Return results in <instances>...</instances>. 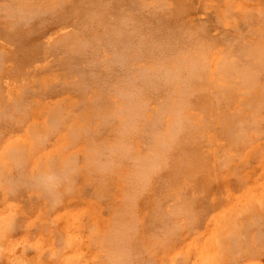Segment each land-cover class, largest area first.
Wrapping results in <instances>:
<instances>
[{
  "label": "rangeland",
  "instance_id": "obj_1",
  "mask_svg": "<svg viewBox=\"0 0 264 264\" xmlns=\"http://www.w3.org/2000/svg\"><path fill=\"white\" fill-rule=\"evenodd\" d=\"M160 2L0 0V264H264V0Z\"/></svg>",
  "mask_w": 264,
  "mask_h": 264
},
{
  "label": "bare ground",
  "instance_id": "obj_2",
  "mask_svg": "<svg viewBox=\"0 0 264 264\" xmlns=\"http://www.w3.org/2000/svg\"><path fill=\"white\" fill-rule=\"evenodd\" d=\"M101 1H102V0H101ZM129 1H131V0H129ZM154 1H155V3L157 2L158 4H159V2H160V0H159V1H158V0H157V1L154 0ZM166 1H167V0H166ZM23 2H24V1H23ZM152 2H153V1H152ZM91 3H92V2H91ZM100 3H101V2H100ZM106 3H109V2L106 1ZM130 3H131V2H130ZM160 3H161V4H160L161 7L163 6L162 8H164V2H163V4H162V2H160ZM167 3H168V2H167ZM142 4H143V6H144V7H143V11H144V9H145L147 6H145L146 3H145V5H144V3H142ZM158 4L156 5V7H157L156 9H157L158 11H161L162 14L165 13V11H163L162 8L160 7V5H158ZM65 5H66V4H65ZM104 5H105V4H104ZM107 5H109V4H106V6H107ZM131 5H132V4H131ZM11 6H12V4H11ZM59 6H60V4H59ZM63 6H64V5H63ZM63 6H61V7H63ZM111 6H112V5H111ZM141 6H142V5H140V7H141ZM154 6H155V5H154ZM167 6H169V5L167 4V5L165 6V7H166L165 9H167V11H168L169 9L167 8ZM103 7H104V6H103ZM103 7H102V8H103ZM107 7H108V6H107ZM148 7H149V6H148ZM159 7H160L161 10L159 9ZM12 8H13V7H12ZM69 8H70V7H69ZM69 8H68V9H69ZM138 8H139V7H138ZM141 8H142V7H141ZM152 8H153V6H152ZM229 8H230V6H229ZM231 8H232V7H231ZM57 9H58V8H57ZM61 9H62V8H61ZM64 9H65V7H64ZM147 9H148V8H147ZM154 9H155V8H154ZM154 9H153V10H154ZM62 10H63V9H62ZM62 10H61V11H62ZM69 10H70V9H69ZM112 10H113V9H112ZM134 10H137V8H135ZM151 10H152V9H151ZM170 10H171V9H170ZM227 10H230V9H227ZM231 10H232V9H231ZM104 11H105V10H104ZM128 11H129V10H127V11H125V12H128ZM137 11H138V10H137ZM143 11H142V9H141V12H143ZM158 11H157V12H158ZM25 12H26V11H25ZM49 12H50V11H49ZM51 12H52V11H51ZM67 12H68V11H67ZM122 12H123V11H122ZM129 12H130V14L133 13L132 11H129ZM131 12H132V13H131ZM244 12H245V11H244ZM23 13H24V12H23ZM23 13H22V14H23ZM27 13H28V12H27ZM41 13L44 14V12H42V11H41ZM57 13H59V12L57 11ZM68 13H69V12H68ZM105 13H106V12H105ZM134 13H135V12H134ZM139 13H140V11H139ZM145 13H146V12H145ZM150 13H151V12H150ZM170 13H171V11H170ZM28 14H29V13H28ZM35 14H36V17H37V14H38L37 11H36ZM91 14H92V13H91ZM135 14H136V13H135ZM155 14L157 15V13H155ZM227 14H228V12H227ZM227 14H226V16H227ZM229 14H230V13H229ZM254 14H255V16H257L256 13H254ZM257 14H258V13H257ZM17 15H18V14H17ZM25 15L28 16V17L26 18ZM25 15L23 16V19H26V20H28V18L32 20V18L35 17V16L33 15V17L30 18V15H27V14H25ZM46 15H47V13H46ZM51 15H52V14H51ZM67 15H68V14H67ZM122 15H123V13H122ZM125 15H126V14H125ZM140 15H141V14H140ZM152 15H154V12H153ZM212 15H213V14H212ZM215 15H216V13L214 14V16H215ZM218 15H219V14H218ZM231 15H232V14H231ZM231 15H228V17H230ZM235 15H236V14H235ZM237 15H238V13H237ZM239 15H240V14H239ZM239 15H238V16H239ZM260 15H261V14H260ZM31 16H32V15H31ZM40 16H41V15H40ZM42 16H43V15H42ZM53 16H54V15H53ZM85 16H88V15H85ZM119 16H120V15H119ZM126 16H127V15H126ZM133 16H134V15H133ZM148 16H150V15H148ZM160 16H161V15H160ZM167 16H168V15H167ZM223 16H224V15H223ZM232 16L234 17V14H233ZM240 16L242 17V15H240ZM252 16H253V14H252ZM261 16H262V15H261ZM92 17H93V16H92ZM92 17H91V18H92ZM128 17H129V16H128ZM135 17H136V16H135ZM224 17H225V16H224ZM262 17H263V16H262ZM54 18H55V17H54ZM123 18H124V16L122 17V19H119V18H116V19H117V20L119 19V20L123 23L122 20H128L130 17H129L128 19H126L127 17H125L124 19H123ZM144 18H145V16H144ZM144 18H143V19H144ZM147 18H148V17H147ZM147 18H145V21H146ZM218 18H220V17H218ZM33 19H34V18H33ZM61 19H62V18H61ZM131 19H132V18H131ZM135 19H136V18H135ZM141 19H142V17H141ZM214 19H216V18L214 17ZM231 19H232V18H231ZM233 19H235V18H233ZM239 19H240V18H239ZM255 19H256V18H255ZM258 19H259V18H258ZM258 19H256V20H258ZM20 20H21V19H20ZM26 20H25V21H26ZM56 20H57V19H56ZM94 20H95V18H94ZM160 20H161V19H160ZM240 20H241V19H240ZM252 20H253V18L251 19V21H252ZM259 20H261V19H259ZM259 20H258V21H259ZM21 21H23V20H21ZM28 21H30V20H28ZM28 21H27V23H28ZM48 21H51V20H48ZM132 21H133V20H132ZM132 21H131V23H132ZM139 21H140V20H139ZM151 21H152V20H151ZM204 21H205V20H204ZM207 21H208V19H207ZM207 21H205L204 23L206 24ZM242 21H243V20H242ZM242 21H241V22H242ZM245 21H246V20H245ZM251 21H250V22H251ZM31 22H33V20H32ZM31 22H30V23H31ZM121 22H120V23H121ZM126 22H127V21H126ZM126 22H124V23H126ZM129 22H130V21H129ZM133 22H134V21H133ZM135 22H136V20H135ZM137 22H138V21H137ZM147 22H148V21H147ZM158 22H160V21L158 20ZM241 22H240V23H241ZM248 22H249V21H247V23H248ZM253 22H254V20H253ZM253 22H252V23H253ZM16 23L18 24V21H17ZM16 23L14 24L15 26H17ZM21 23H22V22H21ZM21 23H20V24H21ZM44 23H45V22H44ZM105 23H106V22H105ZM122 23H121V24H122ZM124 23H123V25H124ZM127 23H128V22H127ZM145 23H146V22H145ZM202 23H203V22H202ZM247 23H246V24L244 23L245 26L247 25ZM252 23H249V24H252ZM254 23H255V22H254ZM35 24H36V23H35ZM138 24H139V23H138ZM146 24H147V23H146ZM161 24H162V23H160V25H161ZM164 24H165V23H164ZM249 24H248V25H249ZM259 24H260V23H259ZM18 25H19V24H18ZM26 25H27V24H26ZM92 25H93V24H92ZM130 25H131V24H130ZM135 25H137V24H135ZM147 25H149V24H147ZM152 25H153V24H152ZM160 25H159V27H160ZM182 25H183V24H182ZM217 25H218V24H217ZM260 25H261V24H260ZM263 25H264V24H263ZM40 26H42V25L40 24ZM40 26H39V27H40ZM121 26H122V25H121ZM121 26H120V27H121ZM124 26H126V24H125ZM198 26H199V25H198ZM261 26H262V25H261ZM261 26H260V27H261ZM127 27H128V26H127ZM132 27H133V26H132ZM141 27H143V26H141ZM157 27H158V26H157ZM195 27H196V26H195ZM203 27H204V26H203ZM203 27H201L202 30H203ZM237 27H238V26H237ZM263 27H264V26H263ZM263 27H261V29H262ZM16 28H17V27H16ZM138 28H139V27H138ZM209 28H210V27H209ZM246 28H247V27H246ZM250 28H251V27H250ZM250 28H248V29H250ZM36 29H37V28H36ZM188 29H189V28H188ZM188 29H187V31H188ZM253 29H254V28H253ZM261 29H260V31H261ZM125 30H126V29H125ZM128 30H129V28H128ZM159 30H160V29H159ZM191 30H192V29H191ZM191 30H190V31H191ZM202 30H201V31H202ZM130 31H132V30H130ZM135 31H136V30H135ZM163 31H164V30H163ZM180 31H181V30H180ZM190 31H189V32H190ZM203 31H204V30H203ZM238 31H239V30H238ZM262 31H264V29H262ZM262 31H261L260 34H262ZM139 32H140V31H139ZM234 32H235V31H234ZM255 32H256V31H255ZM130 33H131V32H130ZM144 33H145V32H144ZM149 33H150V31H149ZM168 33H169V32H168ZM174 33H175V32H174ZM183 33H184V31L182 32V34H183ZM187 33H188V32H187ZM193 33H194V32H193ZM195 33H196V31H195ZM202 33H203V32H202ZM26 34H27V33H26ZM30 34H31V33H30ZM125 34H126V33H125ZM132 34H133V33H132ZM135 34H136V33H135ZM156 34H157V33H156ZM172 34H173V33H172ZM203 34H204V33H203ZM244 34H245V33H244ZM121 35H122V34L120 33L119 36H121ZM133 35H134V34H133ZM138 35H139V33H138ZM154 35H155V34H153V37H154ZM164 35H165V34H164ZM174 35H175V34H174ZM184 35H185V34H184ZM187 35H189V34H187ZM192 35H193V34H192ZM262 35H263V34H262ZM262 35H261V36H262ZM24 36H25V35H24ZM122 36H123L124 39H125V38L127 39V36L125 37L124 34H123ZM135 36H136V35H135ZM144 36H145V35H144ZM241 36H242V35H241ZM258 36H259V34H258ZM261 36H259V38H260ZM66 37H67V36H66ZM68 37H69V36H68ZM115 37H116V36H115ZM165 37H168V36H165ZM179 37H180V36H179ZM183 37H184V36H183ZM186 37H187V36H185V38H186ZM191 37H192V36H191ZM194 37H195V34H194ZM218 37H219V36H218ZM242 37H243V36H242ZM242 37H241V38H242ZM256 37H257V36H256ZM22 38H23V37H22ZM24 38H25V37H24ZM139 38H140V37H139ZM156 38H157V37H156ZM156 38H154V39L156 40ZM168 38H169V37H168ZM172 38L174 39V36H173ZM175 38H176V37H175ZM200 38H201V37H200ZM224 38H225V37H224ZM94 39H95V38H94ZM108 39H109V38H108ZM113 39H114V38H113ZM124 39H123V40H124ZM137 39H138V38H137ZM159 39H160V37H159ZM159 39H158V40H159ZM177 39H178V38H177ZM197 39H198V38H197ZM205 39H206V38H205ZM238 39H239V38H238ZM244 39H245V38H244ZM74 40H75V39H74ZM77 40H78V39H77ZM109 40H111V39H109ZM130 40H132L131 37H130ZM138 40H139V39H138ZM158 40H157V41H158ZM186 40H187V39H186ZM195 40H196V39H195ZM195 40H194V41H195ZM199 40H201V39H199ZM239 40H240V39H239ZM59 41H60V39L58 40V42H59ZM80 41H81V40H80ZM85 41H87V40L85 39ZM113 41H114V40H113ZM113 41H111V42H113ZM128 41H129V38H128ZM140 41H141V38H140ZM160 41H161V40H160ZM176 41H177V40H176ZM183 41H184V40H183ZM192 41H193V40H192ZM201 41H202V40H201ZM235 41H236V40H235ZM241 41H242V39H241ZM121 42H122V41H121ZM123 42H124V41H123ZM136 42H137V41H136ZM136 42H135V43H136ZM180 42H181V41H180ZM196 42H197V41H196ZM202 42H203V41H202ZM206 42H207V40H206ZM236 42H238V41H236ZM67 43H68V42H67ZM87 43H88V42H87ZM89 43H90V42H89ZM138 43H139V42H138ZM163 43H164V42H163ZM209 43H210V42H209ZM226 43H227V42H226ZM61 44H62V42H61ZM64 44H65V43H64ZM75 44H76V46H77V44H80V45H81V43H78L77 41H76ZM82 44H84V43L82 42ZM127 44H128V43H127ZM139 44H140V43H139ZM155 44H156V43H155ZM161 44H162V43H161ZM179 44H180V43H179ZM193 44H194V42H193ZM193 44H192V45H193ZM199 44H200V41H199ZM207 44H208V43H206V45H207ZM59 45H60V44H59ZM123 45H124V44H123ZM130 45H131V44H130ZM167 45H168V44H167ZM188 45H189V44H188ZM232 45H234V44H232ZM255 45H256V44H255ZM255 45H253V49H255V51H256L257 49L254 48ZM82 46H85V45H82ZM133 46H134V45H133ZM165 46H166V45H165ZM174 46H175V44H174ZM177 46H178V45H177ZM193 46H194V45H193ZM201 46H202V45H201ZM210 46H211V45H210ZM78 47H81V46H78ZM78 47H77V48H78ZM85 47H86V46H85ZM123 47H124V46H123ZM155 47H156V46H155ZM168 47H170V46H168ZM183 47H184V46H183ZM195 47H196V46H195ZM238 47H239V46H238ZM245 47H246V46H245ZM247 47L249 48L250 45H248ZM77 48H76V49H77ZM127 48H128V47H127ZM163 48H164V46H163ZM172 48H173V46H172ZM172 48H170V49H172ZM204 48H205V47H204ZM230 48H231V47H230ZM230 48H229V49H230ZM241 48H242V47H241ZM248 48H247V49H248ZM259 48H261V47L259 46ZM259 48H258V49H259ZM262 48H263V47H262ZM57 49H58V48H57ZM61 49H62V47H61ZM65 49H67V48H65ZM137 49H138V47H137ZM153 49H154V48H153ZM153 49H152V51H153ZM167 49H168V48H167ZM194 49H195V48H194ZM197 49H198V46H197ZM197 49H196V50H197ZM206 49H207V47H206ZM208 49H209V48H208ZM221 49H222V48H221ZM235 49H236V48H235ZM251 49H252V48H251ZM73 50H74V49H73ZM88 50H90V49H88ZM125 50H126V49H125ZM154 50H155V49H154ZM164 50H166V48H165ZM168 50H169V49H168ZM175 50H176V49H174V51H175ZM181 50H183V49H181ZM196 50H195V51H196ZM210 50H211V48L209 49V51H210ZM242 50H243V49H242ZM122 51H123V49H122ZM126 51H127V50H126ZM137 51H138V50H137ZM188 51H189V49H188ZM195 51H194V52H195ZM198 51H200V50H198ZM221 51H222V50H221ZM245 51H246V50H245ZM248 51H250V50H248ZM258 51H259V53L262 52V51H260V49H259ZM58 52H59V50H58ZM66 52H67V51H66ZM78 52H79V50H78ZM81 52H82V51H81ZM139 52H140V51H139ZM143 52H145V51L143 50ZM147 52H148V51H147ZM156 52H157V49H156ZM196 52H197V51H196ZM203 52H204V51H203ZM232 52H233V51H232ZM251 52H253V51H251ZM87 53H88V52H87ZM89 53H90V52H89ZM116 53H117V52H116ZM127 53H128V51H127ZM130 53H131V52H130ZM135 53H136V52H135ZM135 53H134V54H135ZM148 53H149V52H148ZM148 53H146V54H148ZM160 53H161V51H160ZM163 53H164V52H163ZM165 53H166V52H165ZM205 53H206V52H205ZM208 53H209V52H208ZM227 53H228V52H227ZM229 53H230V52H229ZM236 53H237V52H236ZM249 53H250V52H249ZM259 53H257V51H256V52L254 53V54H256V55H254V56H253V53L250 54V55L253 56V57L251 56V57H252L251 59L253 60V58H254L255 56L258 57V54H259ZM66 54H67V53H66ZM66 54H65V55H66ZM69 54H71V52H70ZM74 54H75V53H74ZM74 54H72V55H74ZM82 54H83V53H82ZM84 54H85V53H84ZM114 54H115V53H114ZM120 54H121V53H120ZM149 54H150V53H149ZM152 54H154V53H152ZM156 54H159V53H156ZM166 54H167V53H166ZM173 54H174V53H173ZM232 54H233V53H232ZM237 54H238V53H237ZM241 54H242V52L240 53V56H241ZM244 54H245V53H244ZM261 54H262L263 57H264V54H263V53H261ZM75 55H76V54H75ZM117 55H118V56H117ZM117 55L115 56L116 59L114 58L117 62H120V63H121V62L124 61L125 63H128V62H126V59L124 60V59L122 58V54H121V55L117 54ZM136 55H140V54L138 53V54H136ZM143 55H144V54H143ZM159 55H160V54H159ZM162 55L164 56V54H162ZM167 55H168V54H167ZM189 55H190V54H189ZM191 55H192V54H191ZM226 55H227V54H226ZM233 55H234V54H233ZM88 56H89V55H88ZM123 56H124V55H123ZM170 56H172V54H171ZM242 56H243V55H242ZM246 56H247V54H246ZM259 56H260V55H259ZM66 57H67V56H66ZM68 57H69V56H68ZM91 57H92V56H90V59H91ZM124 57H125V56H124ZM146 57H147V56H146ZM159 57H160V56H159ZM188 57H189V56H188ZM190 57H191V56H190ZM190 57H189V58H190ZM217 57H218V56H217ZM231 57H232V56H231ZM233 57H234V56H233ZM257 57H256V60H255V58H254V60L258 62V60H257L258 58H257ZM263 57H262V58H263ZM70 58H71V56H70ZM73 58H74V57H73ZM73 58H72V59H73ZM87 58H88V57H87ZM87 58H86V59H87ZM125 58H128V57H125ZM140 58H141V57H140ZM140 58H139V60H140ZM165 58H166V57H165ZM176 58H177V57H176ZM176 58H175V59H176ZM248 58H250V57H248ZM248 58L246 57L245 59H248ZM259 58L262 59L261 57H259ZM68 59H69V58H68ZM72 59H71V61H72ZM74 59H75V58H74ZM93 59H95V58L93 57ZM96 59H97V58H96ZM141 59H142V58H141ZM203 59H204V58H203ZM238 59H239V58H238ZM240 59H241V57H240ZM243 59H244V58H243ZM110 60H111V59H110ZM142 60H143V59H142ZM157 60H159V58H157ZM157 60H156V61H157ZM160 60H161V59H160ZM162 60H164V58H163ZM179 60H180V59H179ZM184 60H185V59H184ZM184 60H183V61H184ZM221 60H223V59H220L219 61H221ZM233 60H234V59H233ZM235 60H237V59H235ZM263 60H264V59H263ZM263 60L260 61V62H264ZM67 61H68V60H66L65 63H66ZM71 61H69V62H71ZM86 61H89V60H86ZM93 61H94V60H93ZM128 61H129V60H128ZM156 61H155V62H156ZM167 61H168V59H167ZM170 61H171V60H170ZM172 61H173V60H172ZM176 61H177V59H176ZM181 61H182V60H181ZM183 61H182V62H183ZM185 61H189V59H188V60H185ZM194 61H195V60H194ZM194 61H193V63H194ZM225 61H226V59H225ZM228 61H230V60H228ZM228 61H227V62H228ZM231 61H232V58H231ZM241 61H242V60H241ZM110 62H111V61H110ZM155 62H154V63H155ZM174 62H175V61H174ZM177 62H178V61H177ZM177 62H175V63H177ZM203 62H204V60H203ZM232 62H234V61H232ZM232 62H230V63H232ZM238 62H239V61H238ZM243 62H244V61H243ZM243 62H242V63H243ZM245 62H246V61H245ZM249 62H250V61H249ZM98 63H99V62H98ZM103 63H104V62H103ZM163 63H164V62H163ZM166 63H168V62H166ZM197 63H198V62H197ZM228 63H229V62H228ZM239 63H240V62H239ZM242 63H241V64H242ZM254 63H255V62H254ZM258 63H259V62H258ZM60 64H61V63H60ZM63 64H64V62H63ZM71 64H72V63H71ZM93 64H94V63H92V64H90V65H91V66H94ZM121 64H122V63H121ZM161 64H162V63H161ZM169 64H170V63H169ZM179 64H180V63H179ZM226 64H227V63H226ZM69 65H70V64H69ZM77 65H78V64H77ZM154 65H155V64H154ZM167 65H168V64H167ZM176 65H177V64H176ZM181 65H182V64H181ZM187 65H188V64H187ZM197 65H198V64H197ZM221 65H222V64H221ZM243 65H244V64H243ZM72 66H73V65H72ZM88 66H89V65H88ZM95 66H96V65H95ZM192 66H193V65H192ZM223 66L225 67V63H224ZM245 66H246V65H245ZM62 67H63V66H62ZM78 67H81V66H80V65L77 66L76 69H77ZM112 67H113V66H112ZM120 67H122V66L120 65ZM124 67H125V66H124ZM124 67H123V68H124ZM127 67H128V65H127ZM127 67H126V68H127ZM134 67H136V66L134 65ZM140 67H141V66H140ZM226 67H227V66H226ZM247 67H248V66H247ZM257 67H259V66H257ZM74 68H75V67H74ZM117 68H118V67H117ZM130 68H131V67H130ZM130 68H128V69H130ZM137 68H138V67H137ZM147 68H148V67H147ZM166 68H167V67H166ZM170 68H173V67L171 66ZM170 68H169V69H170ZM190 68H191V66H190ZM193 68H194V67H193ZM199 68H200V67H199ZM202 68H203V67H202ZM59 69H60V68H59ZM67 69H68V68H67ZM72 69H73V68H72ZM72 69H71V70H72ZM88 69H90V66H89ZM132 69H133V71L135 70L134 68H132ZM143 69H144V67H143ZM156 69H157V68H156ZM200 69H201V68H200ZM205 69H206V68H205ZM222 69H224V68H222ZM233 69H234V68H233ZM247 69H248V68H247ZM257 69H259V68H257ZM78 70H79V69H78ZM90 70H91V69H90ZM140 70H142V69L140 68ZM145 70H146V69H145ZM145 70H144V71H145ZM150 70H151V69H150ZM154 70H155V69H154ZM157 70H158V69H157ZM175 70H176V69H175ZM178 70H179V69H177V73H178ZM196 70H197V69H196ZM230 70H231V69H230ZM241 70H242V69H241ZM69 71H70V70H69ZM121 71H122V69H121ZM123 71H124V70H123ZM123 71H122V72H123ZM144 71H143V72H144ZM147 71H148V70H147ZM155 71H156V70H155ZM155 71H154V72H155ZM167 71H168V69H167ZM180 71H181V69H180ZM252 71H254V69H253ZM78 72H80V71H78ZM92 72L94 73V71H92ZM111 72H112V71H111ZM115 72H116V71H115ZM122 72H121V73H122ZM131 72H132V71H131ZM136 72H137V71H136ZM136 72H135V73H136ZM139 72H140V71H139ZM141 72H142V71H141ZM183 72H184V71H183ZM183 72H181V74H183ZM201 72H202V71H201ZM243 72H244V71H243ZM73 73H74V72H73ZM80 73H82V72H80ZM80 73H79V74H80ZM88 73H89V72H88ZM119 73H120V72H119ZM145 73H147V72H145ZM148 73H150V72H148ZM152 73H153V72H152ZM152 73H150V74H152ZM175 73H176V71H175ZM186 73H187V72H186ZM194 73H195V72H194ZM249 73H250V72H249ZM254 73H255V72H254ZM260 73H261V72H260ZM82 74L84 75V73H82ZM90 74H91V72H90ZM90 74H89V75H90ZM132 74H133V73H132ZM137 74H138V73H137ZM167 74H168V73H167ZM181 74H180V75H181ZM197 74H198V73H197ZM222 74H223V73H222ZM222 74H221V75H222ZM227 74H229V73H227ZM232 74H233V73H232ZM244 74H245V73H244ZM255 74H256V73H255ZM94 75H95V73H94ZM133 75H134V77L136 76L135 74H133ZM170 75H171V73H170ZM172 75H173V73H172ZM175 75H176V74H175ZM180 75H177V76L180 77ZM200 75H201V74H200ZM238 75H239V74H238ZM251 75H252V74H251ZM258 75H259V74H258ZM92 76H93V74H92ZM110 76H111V75H110ZM131 76H132V75H131ZM137 76H138V75H137ZM140 76H141V73H140ZM146 76H147V75H145V77H146ZM150 76H151V75H150ZM152 76H153V75H152ZM255 76H256V75H255ZM259 76H260V75H259ZM77 77H78V76H77ZM85 77H86V76H84V78H85ZM103 77H104V76H103ZM138 77H139V76H138ZM143 77H144V76H143ZM167 77H169V75H168ZM167 77H164V78H167ZM172 77H176V76H172ZM172 77H169L168 79H170V78H172ZM178 77H177V78H178ZM197 77H198V76H196V78H197ZM225 77H226V74H225ZM233 77H235V76H233ZM253 77H254V75H253ZM253 77H252V79L249 78L250 81H251V80L254 81V80H253ZM94 78H95V76H94ZM108 78H109V77H108ZM132 78H133V77H131V79H132ZM140 78H142V77H140ZM149 78H150V77H149ZM149 78H148V79H149ZM152 78H153V77H152ZM180 78H181V77H180ZM194 78H195V77H194ZM198 78H199V77H198ZM203 78H204V77H203ZM218 78H219V77H218ZM227 78H228V77H227ZM238 78H239V77H238ZM256 78H257V77H256ZM122 79H123V78H122ZM148 79H147V80H148ZM172 79H173V78H172ZM172 79H170V80H172ZM185 79L187 80L186 77H185ZM188 79H189V78H188ZM201 79H202V78H201ZM220 79H222V78H220ZM230 79H231V78H230ZM242 79H243V78H242ZM83 80H84V79H83ZM97 80H98V79H97ZM108 80H110V79H108ZM108 80H107V81H108ZM144 80H146V79H144ZM149 80H150V79H149ZM175 80H176V78H175ZM183 80H184V77H183ZM183 80H182V81H183ZM186 80H184L183 82L185 83ZM190 80H193V79H190ZM225 80H226V79H225ZM227 80H228V79H227ZM255 80H256V79H255ZM121 81H122V80H121ZM123 81H124V80H123ZM127 81H129V79H127ZM137 81H138V79H137ZM137 81H136V79H135V82H137ZM176 81H177V80H176ZM222 81H223V80H222ZM233 81H234V80H233ZM233 81H232V82H233ZM83 82H84V81H83ZM130 82H132V81H130ZM148 82H149V81H148ZM158 82H159V81H158ZM161 82H162V81H161ZM165 82H166V81H165ZM167 82H169V81H167ZM177 82H178V81H177ZM179 82H180V81H179ZM193 82L195 83L194 80H193ZM248 82H249V81H248ZM89 83H91V82H89ZM101 83H103V81H102ZM126 83H128V82H126ZM145 83H146V81H145ZM191 83H192V82H191ZM230 83H231V82H230ZM230 83H229V84H230ZM246 83H247V82H246ZM253 83H254V82H253ZM253 83H252V84H253ZM91 84H92V83H91ZM98 84H99V83H98ZM98 84H96V85H98ZM120 84L122 85V83H120ZM123 84H124V83H123ZM135 84H136V83H135ZM157 84H158V83H157ZM160 84H161V83H160ZM198 84H199V82H198ZM200 84H201V82H200ZM205 84H206V82H205ZM252 84H251V85H252ZM259 84H261V83L259 82ZM85 85H86V83H85ZM106 85H108V82H107ZM136 85H137V84H136ZM163 85H164V84H163ZM163 85H162V86H163ZM165 85H167V84H165ZM173 85H174V84H173ZM182 85H183V84H181V86H182ZM193 85H195V84H193ZM244 85H245V83H244ZM255 85H256V84H255ZM98 86H99V85H98ZM103 86H104V85H103ZM124 86H125V85H124ZM127 86H129V83H128ZM127 86H125V87H127ZM132 86H133V85H132ZM138 86H139V85H138ZM159 86H161V85H158V87H159ZM162 86H161V87H162ZM197 86H198V85H197ZM231 86H232V85H231ZM236 86H237V85H236ZM247 86H248V85H247ZM253 86H254V85H253ZM263 86H264V85H262V88H264ZM85 87H87V86H85ZM88 87H89V86H88ZM90 87H91V86H90ZM92 87H94V86H92ZM92 87H91V88H92ZM101 87H102V85H101ZM107 87H108V86H107ZM107 87H106V88H107ZM121 87H122V86H121ZM198 87L200 88V86H198ZM201 87H202V86H201ZM226 87H227V86H226ZM254 87H255V86H254ZM103 88H104V87H103ZM106 88H105V89H106ZM130 88H131V86H130ZM133 88H134V87H133ZM136 88H137V86H136ZM138 88H139V87H138ZM205 88H206V87H205ZM235 88H236V87H235ZM238 88H239V87H238ZM249 88H250V87H249ZM100 89H101V88H100ZM125 89H126V88H124V90H125ZM134 89H135V88H134ZM134 89H131V90H134ZM162 89H163V88H161L160 90H162ZM164 89H166V88H164ZM192 89H193V88H192ZM195 89H196V88H195ZM223 89H225V88L223 87ZM227 89H229V88L227 87L226 90H227ZM102 90H103V89H102ZM121 90H122V89H121ZM136 90H137V89H136ZM200 90H201V89H200ZM203 90H204V88H203ZM230 90H231V89H229V91H230ZM247 90H248V89H247ZM251 90H252V89H251ZM256 90H257V89H256ZM262 90H264V89H262ZM145 91H148V89L145 90ZM158 91H159V90H158ZM163 91H164V90H163ZM201 91H202V90H201ZM232 91H233V90H232ZM232 91H231V93H233ZM134 92H135V91H134ZM159 92H160V91H159ZM194 92H195V91H194ZM196 92H197V91H196ZM248 92H249V91H248ZM103 93H104V91L102 92V94H103ZM121 93H122V91H121ZM136 93H137V91H136ZM174 93H175V92H174ZM190 93H192V92H190ZM197 93H198V92H197ZM197 93H196V94H197ZM199 93H201V92H199ZM223 93H224V92H223ZM243 93H244V92H243ZM245 93H246V92H245ZM249 93H250V92H249ZM263 93H264V92H263ZM122 94H124V92H123ZM130 94H133V93H130ZM130 94H129V95H130ZM145 94H147V93H145ZM148 94H149V93H148ZM148 94H147V95H148ZM172 94H173V93H172ZM181 94H184V93H181ZM181 94H180V95H181ZM196 94H195V95H196ZM202 94H203V93H202ZM236 94H237V93H236ZM106 95H107V94H105V96H106ZM120 95H121V94H120ZM126 95H127V93H126ZM133 95H134V94H133ZM143 95H144V93H143ZM147 95H146V98H147ZM225 95H226V94H225ZM131 96H132V95H131ZM135 96H138V95L135 94ZM140 96H142V94H141ZM140 96H139V99H140ZM151 96H152V95H151ZM188 96H189V94H188ZM96 97H97V96H96ZM120 97H121V96H120ZM122 97H123V96H122ZM172 97H173V96H172ZM189 97H190V96H189ZM126 98H128V97H126ZM130 98H131V97H130ZM132 98H133V97H132ZM142 98H143V97H142ZM144 98H145V97H144ZM176 98H177V97H176ZM178 98H179V97H178ZM178 98H177V99H178ZM187 98H188V97H187ZM192 98H194V95H193ZM223 98H224V97H223ZM106 99H107V98H106ZM120 99H121V98H120ZM123 99H124V98H123ZM225 99H226V96H225ZM131 100H134V98L131 99ZM148 100H150V99H148ZM179 100H180V99H179ZM223 100H224V99H223ZM226 100H227V99H226ZM121 101H122V100H121ZM141 101H142V99H141ZM227 101H228V100H227ZM105 102H106V101H105ZM129 102H131V101L129 100ZM183 102H184V101H183ZM187 102H188V101H187ZM262 102H263V100H262ZM19 103H20V102H19ZM122 103H124V102H122ZM126 103H128V102L126 101ZM145 103H146V102H145ZM185 103H186V102H185ZM94 104H95V103H94ZM140 104H141V102H140ZM142 104H143V103H142ZM175 104H176V103H175ZM186 104H187V103H186ZM263 104H264V103H263ZM263 104H262V105H263ZM123 105H125V103H124ZM131 105H132V104H131ZM188 105H189V104H188ZM127 106H128V105H127ZM136 106H137V103H136ZM141 106H142V105H141ZM125 107H126V106H125ZM130 107H131V106H130ZM142 107L144 108V106H142ZM179 107H180V106H179ZM183 107H185V106H183ZM183 107H182V108H183ZM258 107H259V106H258ZM126 108H127V107H126ZM139 108H140V106H139ZM143 108H142V109H143ZM176 108H177V109H176ZM176 108H175V109L178 111V107H176ZM180 108H181V107H180ZM180 108H179V111H180ZM262 108H263V107H262ZM14 109H15V108H14ZM18 109H19V108H18ZM136 109H137V108H136ZM173 109H174V108H173ZM183 109H184V108H183ZM260 109H261V106H260ZM16 110H17V109H16ZM91 110H92V109H91ZM125 110H126V109H123V112H124ZM137 110H138V109H137ZM256 110H259V109L256 108ZM102 111H103V110H102ZM130 111H131V110H130ZM171 111H172V110H171ZM184 111H185V110H184ZM98 112H99V111H98ZM123 112H122V113H123ZM127 112H128V111H127ZM127 112H125V113L127 114ZM135 112H136V110H135ZM140 112H141V111H140ZM140 112H139V113H140ZM143 112H144V110H143ZM180 112H181V111H180ZM182 112H183V110H182ZM182 112H181V113H182ZM96 113H97V112H96ZM136 113H137V112H136ZM181 113H180V114H181ZM254 113H255V112H254ZM260 113H261V112H260ZM130 114L133 115V113H130ZM141 114H142V113H141ZM176 114H177V113H176ZM136 115H137V114H136ZM58 116H59V115H58ZM58 116H57V117H58ZM133 116H134V115H133ZM258 116H259V115H258ZM262 116H263V115H262ZM122 117H123V115H122ZM135 117H136V116H135ZM137 117H138V116H137ZM132 118H133V117H132ZM160 118H161V117H160ZM173 118H174V117H173ZM122 119H123V118H122ZM133 119H134V118H133ZM140 119H141V118H140ZM155 119H156V118H155ZM157 119H158V118H157ZM176 119H177V118H176ZM179 119H180V118H179ZM181 119H182V118H181ZM253 119H254V118H253ZM57 120H58V119H57ZM108 120H109V119H108ZM126 120H127V119H126ZM126 120L124 119V123L127 122ZM173 120H175V119H173ZM263 120H264V119H263ZM64 121H65V120H63V122H64ZM105 121H107V120H105ZM125 121H126V122H125ZM132 121H133V120H132ZM154 121H155V120H154ZM176 121H180V120H176ZM176 121H173V122H176ZM256 121H257V120H256ZM56 122H57V121H56ZM56 122L53 123V125H54V124L56 125ZM59 122H61V120H60V121L58 120V123H59ZM63 122H62V123H63ZM107 122H108V121H107ZM129 122H130V121H129ZM135 122H136V121H135ZM137 122H138V121H137ZM180 122H182V121H180ZM253 122L255 123V121H253ZM258 122H259V121H258ZM258 122H257V124H258ZM263 122H264V121H263ZM58 123H57V124H58ZM138 123H139V122H138ZM178 123H179V122H178ZM178 123H176L177 127H175V128H178V127H179V126H178ZM59 124H60V123H59ZM59 124H58V127H59ZM128 124H132V123H128ZM134 124H135V123H134ZM136 124H137V123H136ZM173 124H174V123H173ZM173 124H172V126H173ZM252 124H253V123H252ZM252 124H250V125L252 126ZM255 124H256V123H255ZM51 125H52V123H51ZM103 125H104V124H103ZM122 125H123V124H122ZM122 125H121V127H122ZM124 125H125V124H124ZM239 125H240V124H239ZM135 126H136V125H135ZM174 126H175V125H174ZM58 127H57V128H58ZM101 127H102V126H101ZM101 127H100V129H101ZM104 127H105V126H104ZM106 127H107V126H106ZM238 127H239V126H238ZM52 128H53V127H52ZM54 128H55V127H54ZM126 128H127V127H126ZM126 128H125V129H126ZM257 128H258V127H257ZM263 128H264V127H263ZM263 128H262V129H263ZM104 129H105V128H104ZM119 129H120V127H119ZM125 129H124V131H125ZM127 129H128V128H127ZM134 129H135V127H134L133 130H132L133 132H134ZM151 129H153V128H151ZM254 129H255V128H254ZM262 129H261V130H262ZM106 130H107V129H106ZM171 130H172V129H171ZM237 130H238V132H239V130H240L239 134L243 131L242 128H241V129L238 128ZM241 130H242V131H241ZM101 131H103V130L101 129L100 132H101ZM129 131H130V129H129L127 132H129ZM149 131H150V130H149ZM173 131L176 132V129H174ZM103 132H105V131H103ZM103 132H102V133H103ZM121 132H122V131H121ZM168 132H169V131H168ZM177 132H178V131H177ZM246 132H247V131H246ZM98 133H99V132H98ZM117 133H118V132H117ZM117 133H115V135H116ZM119 133H120V132H119ZM104 134H105V133H104ZM106 134H107V133H106ZM124 134H125V133H123L122 135L124 136ZM126 134H128V133H126ZM147 134H148V133H147ZM242 134H245L244 131H243ZM242 134H240V135H242ZM262 134L264 135V133H262ZM117 135H118V134H117ZM151 135H152V134H151ZM175 135H176V134H175ZM256 135H257V134H256ZM96 136H97V135H96ZM96 136H95V137H96ZM108 136H109V135H108ZM112 136H114V135H112ZM162 136H163V135H162ZM162 136H161V137H162ZM242 136H243V135H242ZM120 137H121V136H120ZM154 137H155V136H154ZM159 137H160V135H159ZM159 137H158V138H159ZM234 137H235V136H234ZM234 137H233V139L236 140V138H237L238 136L235 137V138H234ZM263 137H264V136H263ZM87 138H88V137H87ZM91 138H92V137H91ZM121 138H122V137H121ZM175 138H176V137H175ZM247 138H248V140H249V137H247ZM151 139H152V138H151ZM156 139H157V138H156ZM164 139H165V138H164ZM238 139H239V138H237V140H238ZM253 139H256V138H253ZM94 140L101 141L102 139H101V140H99V139H94ZM123 140H124V138H123ZM237 140H236V141H237ZM239 140H240V139H239ZM239 140H238V141H239ZM244 140H245V139H244ZM248 140H247V141H248ZM152 141H154V140H152ZM161 141H163V140H161ZM94 142H95V141H94ZM159 142H160V141H159ZM163 142H164V141H163ZM232 142L234 143L235 141L232 140ZM250 142H251V141H250ZM250 142H249V144H250ZM153 143H154V142H153ZM251 143H252V142H251ZM148 144H149V143H148ZM243 144H245V143H243ZM163 145H165V144H163ZM99 146H100V144H99ZM239 146H243V145H239ZM244 146H245V145H244ZM244 146H243V147H244ZM91 147H93V145H92ZM151 147H152V146H151ZM159 147H160V146H159ZM263 147H264V146H263ZM147 148H148V147H147ZM224 148H225V147H224ZM93 149H94V148H93ZM93 149L91 148V151H92V152H95ZM97 149H98V148H97ZM242 149H243V148H242ZM242 149H241V150H242ZM238 150H240V149H238ZM156 151H157V150H156ZM237 152L239 153V151H237ZM95 153H96V152H95ZM241 153H242V152H241ZM98 154H99V153H98ZM221 154H222V153H221ZM92 155H93V154H92ZM96 155H97V154H96ZM239 155H240V154H239ZM242 155H243V154H242ZM90 156H91V155H90ZM93 156H94V155H93ZM93 156H92V158H93ZM227 157L229 158L230 155L227 156ZM240 157H241V156H240ZM246 157H247V156H246ZM246 157H245V158H246ZM94 158H96V157L94 156ZM224 158H225V157H224ZM151 159H152V158H151ZM153 159H154V158H153ZM219 159H220V158H219ZM92 160H93V159H92ZM94 160H95V159H94ZM144 160H145V159H144ZM147 160H149V158H148ZM239 160H240V158H239ZM145 161H146V160H145ZM153 161H154V160H153ZM219 161L222 162V160H219ZM228 161H230V158H229ZM228 161H226V162H228ZM148 162H149V161H148ZM226 162H224V164H227ZM230 162H231V161H230ZM101 163H102V162H101ZM107 163H108V161H107ZM141 163H142V161H141ZM155 163H156V162H155ZM146 164H148L147 161L145 162V165H146ZM150 164H151V163H150ZM158 164H159V163H158ZM224 164H223V167L226 168L227 166H229L230 163L227 164V165H225V166H224ZM101 165H103V163H102ZM139 165H140V164H139ZM148 165H149V164H148ZM151 165H152V164H151ZM107 166H108V165H107ZM220 166H221V165H220ZM220 166H218V167H220ZM242 166H243V165H242ZM246 166H248V164H247ZM246 166H244V167H246ZM99 167H100V166H99ZM103 167H105V164H104V166H102V168H103ZM108 167H109V166H108ZM136 167H137V165H136ZM149 167H150V166H149ZM147 168H148V167H147ZM157 168H158V167H157ZM228 168H229V167H228ZM241 168H242V167H241ZM105 169H106V167H105ZM134 169H135V168H134ZM138 169H139V168H138ZM152 169H153V168H152ZM242 169H243V168H242ZM97 170H98V169H97ZM144 170H145V167H144ZM149 170H150V169H149ZM218 170H220V169H218ZM99 171H100V170H99ZM151 171H152V170H151ZM154 171H155V170H154ZM233 171H234V170H233ZM100 172H102V171H100ZM106 172H107V170H106ZM237 172H238V171H237ZM107 173H108V172H107ZM53 174H54V173H53ZM96 174H97V173H96ZM140 174H142V173L140 172ZM153 174H154V172H153ZM50 175H51V174H50ZM58 175H59V174H58ZM104 175H105V174H104ZM149 175H150V174H149ZM149 175H148V176H149ZM52 176L54 177V179H55V177H57V176H54V175H52ZM98 176H99V175H98ZM101 176H103V175H101ZM47 177L49 178V180H51L50 183H52V182L55 183L56 180L54 181V180L52 179V177L49 176L48 173H47V175H46V178H47ZM58 177H59V176H58ZM64 177L66 178V176H64ZM145 177H146V176H145ZM40 178H42V176H41ZM43 178H44V176H43ZM43 178H42V180H40L39 182L42 181L43 184H44V186H45L46 183H45L44 180H45L46 178H44V179H43ZM48 178H47V179H48ZM50 178H51V179H50ZM60 178H61V177H59L58 179H59L61 182H62L63 179L68 181V179H65V178L62 179V178H61V179H62V180H61ZM47 179H46V181H47ZM49 180H48V181H49ZM64 180H63V181H64ZM60 181H57V182H60ZM61 182H60V184H61ZM148 182H150V181H148ZM53 183H52V184H53ZM138 183H139V182H138ZM138 183H137V184H138ZM39 184H40V183H39ZM41 184H42V183H41ZM102 184H103V183H102ZM166 184H167V183H166ZM55 185H56V184H55ZM55 185H54V186H55ZM57 185H58V184H57ZM57 185H56L55 188H54L55 190L58 188V186H60V185H58V186H57ZM61 185H62V184H61ZM46 186H49V185H48V182H47V185H46ZM51 186H52V185H50V187H51ZM62 186H63V185H62ZM16 187H17V186H16ZM37 187H39V185H37ZM37 187H36V190H37ZM56 187H57V188H56ZM167 187H168V186H167ZM47 188H48V187H47ZM59 188H60V187H59ZM140 188H142V186H141ZM168 188H169V187H168ZM8 189H9V188H8ZM41 189H42V188H41ZM49 189H51V188H49ZM49 189H48V190H49ZM134 189H135V187H134ZM142 189H143V188H142ZM165 189H166V188H165ZM38 190H39V189H38ZM42 190H45V189L43 188ZM42 190H41V191H42ZM48 190H47V191H48ZM137 190H138V187H137ZM45 191H46V190H45ZM131 191H132V190H131ZM138 191H139V190H138ZM43 192H44V191H43ZM56 192L59 193L60 191H57V190H56L55 193H56ZM141 192H142V190H141ZM141 192H140V193H141ZM48 193H49V194H50V193L52 194V190L49 191ZM21 194H22V193H21ZM45 195H47V193H45ZM52 195H53V194H52ZM169 195H170V194H169ZM178 195H180V192L178 193ZM43 196H44V195H43ZM164 196H165V195H164ZM156 197H157V196H156ZM173 199H174V198H173ZM180 199H181V198H180ZM175 200H176V199H175ZM172 201H173V200H172ZM180 201H181V200H180ZM158 202L160 203L159 200H158ZM187 202H188V201H187ZM155 203H156V202H155ZM169 203H170V202H169ZM160 204H161V203H160ZM160 204H159V205H160ZM165 205H166V204H165ZM185 205H186V204H185ZM191 205H192V204H191ZM191 205H190V206L188 205V206L191 207ZM193 205H194V204H193ZM245 206H246V205H245ZM189 207H188V208H189ZM157 208H158V203H157ZM173 209H174V208H173ZM171 210H172V209H171ZM174 210H176V209H174ZM188 210H189V209H188ZM188 210H187V211H188ZM161 211H163V210H161ZM161 211H160V212H161ZM180 211H181V210H180ZM184 211H185V210H184ZM163 212H164V211H163ZM165 212H166V211H165ZM247 212H248V211H247ZM167 213H168V212H167ZM173 213H174V212H173ZM175 213H176V212H175ZM244 213H245V212H244ZM177 214H178V213H177ZM177 214H175V215H177ZM182 214H183V213H182ZM185 214H186V213H185ZM246 214H247V213H246ZM160 215H161V214H160ZM179 215H180V214H179ZM232 215H233V214H232ZM235 215H236V214H235ZM235 215H234V216H235ZM244 217H245V216H244ZM254 217H255V216H254ZM254 217H252V218H254ZM124 218H125V217H124ZM162 218H163V217H162ZM162 218L159 220V223H160V221H163ZM184 218H185V217H184ZM255 218H256V217H255ZM258 218H259V217H258ZM258 218H257V219H258ZM122 219H123V218H122ZM155 219H156V218H155ZM231 219H232V217H231ZM259 219H262V216H261ZM238 220H239V219H238ZM238 220H237V221H238ZM246 220H247V219H246ZM252 220H253V219H252ZM255 220H256V219H255ZM235 221H236V220H235ZM235 221H234V223H235ZM237 221H236V222H237ZM248 221H249V220H248ZM248 221H247V223H248ZM261 221H262V220H261ZM263 221H264V220H263ZM263 221H262V222H263ZM238 222H239V221H238ZM245 222H246V221H244V224H245ZM256 222H258V221H256ZM117 223H118V222H117ZM234 223H233V225H234ZM155 224H156V223H155ZM244 224H243V225H244ZM248 224H249V223H248ZM255 224H257V223H255ZM117 225H119V224H117ZM121 225H123V224H121ZM237 225H238V224H236L235 226H237ZM250 225H251V221H250ZM262 225H263V224H262ZM160 226H161V225H160ZM162 226H163V225H162ZM164 226H166V225H164ZM235 226H234V227H235ZM239 226H240V225H239ZM252 226H254V225L252 224ZM252 226H249V227H252ZM121 227H123V226H121ZM241 227H242V226H241ZM262 227H263V226H262ZM165 228H167V227H165ZM258 228H260V227H258ZM169 229H170V228H169ZM235 229H238V228H235ZM250 229H251V228H250ZM171 230H172V228H171ZM171 230H170V232H171ZM161 231H162V230H161ZM166 231H167V230H166ZM168 231H169V230H168ZM172 231H173V230H172ZM238 231H239V229H238ZM240 231H242V230L240 229ZM248 231H249V229H248ZM257 231H258V230H257ZM226 232H227V230H226ZM235 232H236V231H235ZM242 232H243V231H242ZM258 232H260V229H259ZM153 233H154V232H153ZM231 233H233V231H231ZM239 233H240V232H239ZM167 234H168V232H167ZM237 234H238V233H237ZM240 234H241V233H240ZM254 234H256V233H254ZM105 235H106V234H105ZM222 235H224V234L222 233ZM228 235H229V234H228ZM228 235H226V236H228ZM232 235H233V234H232ZM232 235H231V237H232ZM235 235H236V234H235ZM235 235H234V237H235ZM241 235H242V234H241ZM241 235H240V236H241ZM243 235H244V234H243ZM247 235H249V234H247ZM247 235H244V236L247 237ZM154 236H155V235H154ZM219 236H220V234H219ZM257 236H258V235H257ZM161 237L163 238V236H161ZM237 237H238V235H237ZM237 237H236V238H237ZM107 238H108V237H107ZM222 238H223V237H222ZM247 238H248V237H247ZM259 238H260V234H259ZM156 239H157V238H156ZM224 239H226L225 236H224ZM230 239H231V238H230ZM242 239H244V238H242ZM255 239H256V238H255ZM109 240H110V239H109ZM109 240H108V241H109ZM221 240H222V239H221ZM228 240H229V239H228ZM231 240H232V239H231ZM231 240H229V241L231 242ZM237 240H240V239L237 238ZM248 240H249V239H248ZM257 240H258V238H257ZM121 241H123V240H121ZM219 241H220V240L218 239V242H219ZM223 241H224V240H223ZM244 241H245V239H244ZM246 241H247V239H246ZM246 241H245V242H246ZM259 241H260V240H259ZM103 242H104V241H103ZM119 242H120V241H119ZM220 242H222V241H220ZM226 242H227V241H226ZM240 242H241V241H240ZM248 242H249V241H248ZM248 242H247V243H248ZM256 242H257V241H256ZM105 243H107V242H105ZM122 243H123V242H122ZM141 243H143V242H141ZM236 243H237V241H236ZM238 243H239V242H238ZM231 244H232V243H231ZM233 244H234V243H233ZM116 245H117V242H116ZM118 245H119V244H118ZM120 245H122V244L120 243ZM123 245H124V244H123ZM125 245H126V244H125ZM223 245H224V244H223ZM246 245H249V243L246 244ZM107 246H109V245H107ZM107 246H106V248H107ZM112 246H113V245H112ZM235 246H236V244H235ZM127 247H128V246H127ZM225 247H226V246H225ZM227 247H229V246H227ZM233 247H234V246H233ZM236 247H237V246H236ZM240 247L242 248V245H241ZM240 247H239V249H241ZM108 248H109V247H108ZM111 248H112V247H111ZM122 248H123V247H122ZM138 248H140V247H138ZM112 249H114V248H112ZM116 249H117V248H116ZM123 249H124V248H123ZM239 249H238V250H239ZM114 250H115V249H114ZM129 250H130V249H129ZM124 251H125V249H124ZM124 251H123V252H124ZM135 251H136V250H135ZM137 251H138V249H137ZM135 253H137V252H135ZM222 253H223V252H222ZM232 253H233V252H232ZM248 253H250V251H249ZM115 254H116V253H115ZM122 254H123V253H121V255H122ZM223 254H224V253H223ZM225 254H226V253H225ZM237 254H238V253H237ZM119 255H120V250H119V254H118V256H119ZM135 255H136V254H135ZM216 255H218V253H217ZM232 255H233V254H232ZM235 255H236V254H235ZM235 255H233V258H232V259H234ZM112 256H113V255H112ZM222 256H223V255H222ZM222 256H221V257H222ZM241 256H242V255H241ZM137 257H138V256H137ZM228 257H229V256H228ZM228 257H226V259H227ZM237 257H238V256H237ZM113 258H114V257H113ZM120 258H121V257H120ZM120 258H119V259H120ZM235 258H236V257H235ZM242 258H243V257H242ZM117 259H118V258H117ZM117 259H116V261H117ZM222 259H223V258H222ZM111 260H112V259H111ZM237 260H238V259H237ZM139 261H140V260H139ZM231 261H232V260H231ZM118 262H119V261H118ZM124 262H125V260H124ZM141 262H142V261H141ZM221 262H222V261H221ZM224 262H225V261H224ZM109 263L111 264L112 262L109 261ZM109 263H108V264H109ZM116 263H117V262H116ZM124 264H126V263H124ZM131 264H133V263H131ZM140 264H141V263H140ZM219 264H220V263H219Z\"/></svg>",
  "mask_w": 264,
  "mask_h": 264
}]
</instances>
